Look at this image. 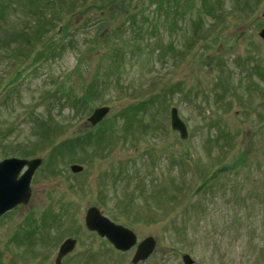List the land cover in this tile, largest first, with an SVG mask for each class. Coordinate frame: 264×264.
<instances>
[{
  "label": "rangeland",
  "instance_id": "rangeland-1",
  "mask_svg": "<svg viewBox=\"0 0 264 264\" xmlns=\"http://www.w3.org/2000/svg\"><path fill=\"white\" fill-rule=\"evenodd\" d=\"M155 1L0 0V160L42 158L0 264H54L67 237L64 264H133L90 206L156 238L137 264H264V0Z\"/></svg>",
  "mask_w": 264,
  "mask_h": 264
},
{
  "label": "water",
  "instance_id": "water-1",
  "mask_svg": "<svg viewBox=\"0 0 264 264\" xmlns=\"http://www.w3.org/2000/svg\"><path fill=\"white\" fill-rule=\"evenodd\" d=\"M260 35L264 38V29L260 31ZM108 111V106L96 107L88 120L92 125H96L103 120ZM170 115L172 128L180 133L181 138H187V125L180 117L178 109L172 107ZM41 163V157L30 159L8 157L0 160V216L19 204H27L29 202L32 194V177ZM70 168L76 173L82 171L83 166L72 164ZM85 225L88 230L96 231L99 236L107 238L118 250L127 251L137 245L132 258L133 264L146 260L152 254L156 245L154 236L149 235L139 241L132 229L114 222L102 214L101 210L96 206H90L86 210ZM76 243V238L67 237L60 244L56 264H61L62 258L73 251ZM183 260L185 264L193 263L192 258L188 254L183 255Z\"/></svg>",
  "mask_w": 264,
  "mask_h": 264
},
{
  "label": "trees",
  "instance_id": "trees-1",
  "mask_svg": "<svg viewBox=\"0 0 264 264\" xmlns=\"http://www.w3.org/2000/svg\"><path fill=\"white\" fill-rule=\"evenodd\" d=\"M169 2L168 4H169V7H164V3L163 2ZM180 1L179 0H156L155 1V3H156V7L157 8H159L160 9V11H164L165 9H169L170 7H173V9H176L178 6H179V3ZM188 2V5L189 6H191V0H188L187 1ZM186 2V3H187ZM204 2H205V0H204ZM206 3H208L207 1L204 3V5L206 4ZM200 23H201V21H199ZM199 23H197V25H198ZM160 51H163V49L162 50H160ZM164 52V51H163ZM118 63H120V60L118 61ZM117 70H119V66L117 67ZM151 103H153V102H150V104ZM88 138H89V141H91L92 139V137L90 136V134L88 135ZM84 140V139H83ZM82 143V142H81ZM65 144H68V146L69 147H73L75 144L72 142V141H70V143H65ZM65 146H67V145H64V147ZM54 159V157H52V159H51V161Z\"/></svg>",
  "mask_w": 264,
  "mask_h": 264
},
{
  "label": "flooded vegetation",
  "instance_id": "flooded-vegetation-1",
  "mask_svg": "<svg viewBox=\"0 0 264 264\" xmlns=\"http://www.w3.org/2000/svg\"><path fill=\"white\" fill-rule=\"evenodd\" d=\"M264 29V28H263ZM8 158V157H7ZM20 158V157H19ZM4 159V158H3ZM28 159H30V158H28ZM24 204H19V205H17L16 207H14V208H20V207H22ZM13 208V209H14ZM9 212V211H8ZM7 213V212H6ZM5 213V214H6ZM91 233H96L95 231H91ZM75 238V237H74ZM104 239H106L107 240V238H105V237H103ZM77 239V238H76ZM120 252H121V250H120ZM69 255H71L70 253H68L67 255H65L63 258H62V260H61V264H64V262H63V259L65 258V257H67V256H69ZM57 257V256H56ZM78 257V256H77ZM54 264H56V258H55V260H54ZM83 264H88L87 262H84ZM191 264H193V263H191Z\"/></svg>",
  "mask_w": 264,
  "mask_h": 264
}]
</instances>
